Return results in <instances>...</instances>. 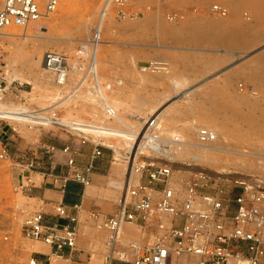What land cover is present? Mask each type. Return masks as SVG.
Masks as SVG:
<instances>
[{"label": "rangeland", "instance_id": "obj_1", "mask_svg": "<svg viewBox=\"0 0 264 264\" xmlns=\"http://www.w3.org/2000/svg\"><path fill=\"white\" fill-rule=\"evenodd\" d=\"M107 1L59 0L56 12L28 29L0 30V56L8 84L23 83L18 88L21 100L9 93L0 104L5 112L2 119L15 130H10V139H0L10 155L0 160V264H21L38 248L45 250L42 253L49 251L20 233L21 212L39 210L43 204L31 198L30 191L16 189L14 161L23 154L41 161L48 146L56 149L57 161L64 144L87 158L93 144H100L99 158L112 164L102 181L85 187L88 202L77 209L75 255H87L78 263L106 264L109 233L99 229L90 212H98L101 218L113 211L122 186L123 152L131 146L141 121L155 117L160 109L157 131L170 140L180 139L188 155L171 153L167 158L179 164L188 161L189 170L206 171L212 189L230 188L233 178L264 182V0H125L124 9L135 12V17L127 15L123 20L115 18ZM215 4L226 9V16L211 13ZM169 13L183 17L170 22ZM96 34L102 43L86 55L84 71L78 72L80 49ZM36 46L69 57L71 72L63 87L27 64ZM150 61L166 64L165 71L152 74L140 68ZM28 103L39 109L34 111L36 118L7 115L9 110L21 111L8 105ZM106 107L117 115L105 122ZM52 113L61 117L59 124L44 127L45 117ZM199 129L216 135V143L198 145ZM115 170L120 174H114ZM213 174L234 177L216 179ZM190 177L195 176L179 167L172 184L185 190L180 180ZM34 179L39 182L41 177L36 174ZM238 193L234 187V196ZM128 226L132 229L125 240L141 244V226ZM152 239L150 233L148 241ZM126 246L118 245V249Z\"/></svg>", "mask_w": 264, "mask_h": 264}, {"label": "built area", "instance_id": "obj_2", "mask_svg": "<svg viewBox=\"0 0 264 264\" xmlns=\"http://www.w3.org/2000/svg\"><path fill=\"white\" fill-rule=\"evenodd\" d=\"M139 0H133L136 2ZM118 9L117 20L127 15L135 17V12L127 13L125 0H112ZM59 0H0V28L17 26L22 29L44 19L53 13ZM126 4V6H125ZM129 5V4H128ZM125 6V9H124ZM148 6V5H147ZM146 8V7H145ZM211 13L226 16L224 7L215 4ZM183 15L169 13L166 19L175 22ZM98 34L93 37L89 47L82 46L81 55L94 53L99 42ZM44 64L53 74L55 81L62 85L67 79L70 66L66 54L46 51ZM5 63L0 56V100L9 93L17 96L22 82L8 84L4 74ZM162 62H147L140 68L144 70H163ZM153 120V119H152ZM150 121V125L152 124ZM13 126L0 118V126ZM153 143L148 144L151 154L142 153L138 146L127 152V171L124 187L115 203L114 210L100 218V214L91 211L90 216L99 221L101 227L110 232L109 252L105 257L107 264H264V182L260 179H232L230 188L222 186L212 189L208 176L186 178L185 190H179L172 184L173 160L167 158L173 140L161 137L156 131L152 135ZM198 139L202 142L213 141L215 135L207 129L198 130ZM82 139V144L85 143ZM148 141V140H147ZM151 141V142H152ZM102 145L93 144L88 161L80 166L76 157L78 149L64 144L59 150L65 156L64 173L43 174L50 177L52 184L63 190L69 181L86 187L91 183L93 162L102 155ZM56 149L46 147L45 154L49 165H56ZM148 159V161H139ZM10 158L7 144L0 140V160ZM17 162L18 181L16 189L29 192L35 184L34 174L40 161L35 157L22 155ZM137 160V161H135ZM170 161V162H169ZM134 174L137 181L130 182ZM207 177V178H206ZM234 187L239 193L234 196ZM214 192H211L210 190ZM183 192V194L181 193ZM79 205L74 212L58 203L53 207L52 216L59 221L48 222L42 207L39 210L24 213L21 235L31 241L41 242L49 248L47 253L33 251L21 264H74L77 240ZM161 215L166 219H162ZM138 224L142 228L143 242L131 244L129 248L116 249L115 244L122 226ZM153 234V240L150 239ZM6 239L7 237L4 236ZM89 259V258H88ZM89 264V262L87 263Z\"/></svg>", "mask_w": 264, "mask_h": 264}, {"label": "bare ground", "instance_id": "obj_3", "mask_svg": "<svg viewBox=\"0 0 264 264\" xmlns=\"http://www.w3.org/2000/svg\"><path fill=\"white\" fill-rule=\"evenodd\" d=\"M58 7V6H57ZM107 7H108V9H111V10H113L114 11V14H115V12H116V10L118 9V6H115V4L112 2V0H108L107 1ZM54 12H56V10L54 11ZM53 12V13H54ZM53 13H50V14H48L46 17H48L49 15H51V14H53ZM45 17V18H46ZM44 18V19H45ZM43 20V19H42ZM40 22V21H39ZM38 23V22H37ZM35 24V23H34ZM31 25H33V24H31ZM30 25V26H31ZM30 26H28L27 28H25V29H22V28H20V27H17V26H7V27H2V28H0V30H3V29H6V28H11V27H15V28H19V29H22V30H26V29H28ZM92 40H93V38L92 39H89L88 40V44H87V47H89V44L92 42ZM99 42L96 44V47L95 48H97V47H99L100 45H101V41L100 40H98ZM42 52H45V51H43V50H41V46H36L35 48H34V50L32 51V54H31V56L28 58V60H27V64L28 65H31V68L32 69H34V68H40L41 69V71H44V72H46V73H48L49 75H50V77H51V80L53 81V84L54 85H56L57 87H63L66 83H67V81H68V79H69V75H70V72H71V68H69L68 69V75H67V79L64 81V83L62 84V85H60V84H58L56 81H55V79H54V76H53V74L48 70V68L45 66V64H44V59H43V56H42V58L40 59V54L42 53ZM65 54V53H64ZM69 58V57H68ZM86 59H87V57H86V55H81V57H80V63L81 64H78L77 65V67H76V70L78 71V72H82V71H84V63L86 62ZM69 61H70V59H69ZM68 65L70 66V62L68 63ZM4 69V68H3ZM146 71H149V72H151L152 74H154V73H158V72H163V71H165V67H164V69L163 70H158V71H151L150 69L149 70H146ZM11 83V82H10ZM9 83V84H10ZM17 95H18V98H20L19 100H21L22 98L20 97V95H19V93L17 92ZM5 100V99H4ZM18 100V101H19ZM2 100H0V104H2ZM9 106V108L10 109H14V108H16V107H19V108H21L20 110V112L19 113H17V112H14V111H11V110H9L8 112H6L7 113V115L10 117V116H12V117H14V118H19V117H25V118H29V119H32V118H36L37 116H36V114H37V112H34L35 110H39L38 108H36V107H33L30 103H28V106L27 105H23V104H17V105H8ZM45 111H49V110H42V111H40V112H45ZM12 112H14V113H12ZM39 112V113H40ZM161 112V109L159 110V112L158 113H156V115H155V117H146V119H144V120H142L141 121V124H139V127H138V130L136 131V134L134 135V139H133V141H132V144H131V146L130 147H126V149H125V151L123 152V155H122V158H121V160H120V163L123 165V167H124V170H123V176H122V186H121V188H120V190H119V193H118V196H117V199H116V202L118 201V198H119V196H120V194H121V192H122V188L124 187V180H125V177H126V171H127V167H126V165H127V159H126V155H127V152L128 151H130L131 150V148L132 147H134V149L136 148V146H138V150H141V152L142 153H144V152H146V153H148V154H151V152H149V150H148V144L149 143H153V139H151V137H152V135H154L155 133H156V131H157V129H158V126L160 125V118L161 117H157L158 116V114ZM103 113H104V120H105V122L106 121H111V120H113L114 118H115V116L117 115V111H115L113 108H105V109H103ZM5 114V112L4 111H2L1 109H0V118L2 119V115H4ZM36 116V117H35ZM60 118L61 117H58L55 113H52L50 116H48V117H45V122L43 123L44 124V127H47L49 124H50V122H55V123H57V121L58 120H60ZM153 119V120H152ZM152 120V124L150 125V121ZM57 124H59V123H57ZM51 126V125H50ZM60 127V126H59ZM62 129H64V128H62ZM165 137L164 135H162L161 134V137ZM197 144L198 145H204V146H211V145H213V144H215L216 143V141H217V137H216V135H215V139L213 140V141H207V142H202V141H200L199 139H198V132H197ZM166 138V137H165ZM82 139V138H81ZM148 140V141H147ZM171 140H173L172 142H170L171 143V145H170V148H169V150L168 151H166V156L168 157L171 153L173 154V155H183L184 157L185 156H188L183 150H182V146L183 145H179L180 144V139H178V138H175V139H171ZM179 140V141H178ZM82 141V140H81ZM80 141V142H81ZM152 141V142H151ZM82 143V142H81ZM179 148H181V149H179ZM139 156H136L135 157V159L136 158H138ZM138 160L139 161H148V159H139L138 158ZM135 161H137V160H135ZM174 161V160H173ZM170 162V161H169ZM174 163L175 164H171L172 165V171H173V175L175 174V172L178 170V168L179 167H181V168H185V169H187L188 170V172H190L191 174H193L194 176H208V173L206 172V171H204V170H192V169H190L189 170V168H191V166H190V164H189V162L188 161H184V162H182V163H178V161L176 162V161H174ZM192 171V172H191ZM213 177L214 178H216V179H222L223 177H227V179H229L230 177H234V176H232V175H226V176H222V175H214L213 174ZM240 179V178H239ZM133 181H137V178H136V176H134V174H132L131 176H130V182H133ZM89 185V184H88ZM87 185V186H88ZM180 185L182 186V185H184V180H180ZM176 189H181L178 185H176V186H174ZM183 187V186H182ZM185 189V188H184ZM182 190V189H181ZM182 192V191H181ZM115 202V203H116ZM115 205V204H114ZM115 207V206H114ZM113 210H114V208H113ZM263 210V215H264V208L262 209ZM91 217V216H90ZM161 218L162 219H166L165 217H163V215H161ZM91 219L94 221V222H97L98 224H99V229H104L105 231H107L108 233H109V237H110V232L108 231V230H106L105 228H103V227H101V225H100V222L99 221H97V220H95V219H93L92 217H91ZM130 224H134V223H130ZM130 229H132V227H130V226H128V224H125L124 226H122V228H121V230H120V233H119V235H118V237H117V241H116V244H115V247H116V249H118V245H127L126 247H130L131 246V244H140V243H129L127 240H125L128 236H127V234L128 233H130ZM137 231H138V233H139V230L137 229ZM263 235H264V231H263ZM109 237L107 236V239H108V242H107V246L109 247ZM154 237V236H153ZM153 240V239H152ZM142 241H144V240H142ZM35 242V241H34ZM76 242H77V240H76ZM106 242H105V244H106ZM39 243H41V242H39ZM43 244V243H42ZM46 246V245H45ZM109 250L110 249H107V250H105L106 252H107V254H108V252H109ZM36 251L37 252H42V249H36ZM103 259H104V257H103ZM107 264V263H106Z\"/></svg>", "mask_w": 264, "mask_h": 264}, {"label": "crops", "instance_id": "obj_4", "mask_svg": "<svg viewBox=\"0 0 264 264\" xmlns=\"http://www.w3.org/2000/svg\"><path fill=\"white\" fill-rule=\"evenodd\" d=\"M12 136L9 128L7 126H0V139L8 140ZM43 156L40 157V163L37 166L38 169L35 170L34 175H38L41 177L39 182H36L30 190L31 198H35L42 202L43 207L42 210L45 213V219L48 222L59 221V219L52 216L53 214V207L58 203H62L65 205L70 212H74L73 206L74 205H83L88 202L87 195L89 194V190H85L80 183L75 181H69L63 190L57 188L56 184H52L50 177L43 174H48L49 172H53L56 174L64 173L66 171L65 163V156L60 154L57 157L56 165H49V160L47 158V154H45L44 150L42 152ZM78 165L83 166L87 161L88 158L86 155H79L76 158ZM15 167H18L17 162H15ZM17 172H18V168ZM112 170V164H108V161L104 158H97L93 162V170L91 174V182L97 185L100 181H102V177L107 175ZM106 173V174H105ZM119 175L120 171L115 170L114 174ZM18 175V174H17ZM18 181V178H17ZM80 205L78 206L80 208ZM82 246L84 244L80 243ZM77 245V244H76ZM77 252L78 248L76 246ZM43 250V249H42ZM45 252V250H43ZM84 253H81L78 257L75 255V263L79 264V258L83 257ZM84 256L87 255L85 254Z\"/></svg>", "mask_w": 264, "mask_h": 264}]
</instances>
